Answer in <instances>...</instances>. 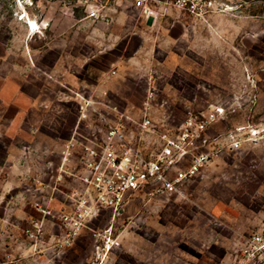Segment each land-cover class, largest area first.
<instances>
[{"label":"rangeland","instance_id":"374dc122","mask_svg":"<svg viewBox=\"0 0 264 264\" xmlns=\"http://www.w3.org/2000/svg\"><path fill=\"white\" fill-rule=\"evenodd\" d=\"M229 2L231 11L201 20L175 8L148 19L119 0H0V91L19 82L48 106L39 130L57 142L76 125V93L139 116L154 88L153 119L165 129L182 126L190 110L225 108L206 131L210 161L178 194L140 192L115 219L104 211L94 223H113L119 244L109 253L98 255L86 232L22 264H228L264 216V0ZM3 106L0 95L5 164L15 110Z\"/></svg>","mask_w":264,"mask_h":264},{"label":"built area","instance_id":"2783aa9c","mask_svg":"<svg viewBox=\"0 0 264 264\" xmlns=\"http://www.w3.org/2000/svg\"><path fill=\"white\" fill-rule=\"evenodd\" d=\"M119 1L148 19L175 8L207 20L234 8L229 0ZM76 96L79 116L59 162L38 159L20 175L18 185L0 186V264H22L50 250L64 251L86 232L98 255L109 253L119 242L113 223L94 227L103 212L110 211L115 219L140 192L178 194L210 161L212 154L203 149L209 142L206 131L225 114V108L201 116L190 110L182 126L165 129L153 119L154 88L148 90L139 116L92 94ZM234 139L238 148L240 141L236 135ZM231 256L228 264H264V216L241 236Z\"/></svg>","mask_w":264,"mask_h":264},{"label":"crops","instance_id":"0c3cea01","mask_svg":"<svg viewBox=\"0 0 264 264\" xmlns=\"http://www.w3.org/2000/svg\"><path fill=\"white\" fill-rule=\"evenodd\" d=\"M76 88L81 90L86 86L81 85L80 88ZM0 95L3 107L15 110V115L11 116L12 122L9 127V131L13 132L7 133L8 137L13 138V142H7L4 146L5 164L0 162V186L11 188L20 183V175L32 169L36 160L45 162L50 159L49 157L56 155L59 161L64 141L57 142L52 135L39 130L40 123L48 121L46 116L48 106L42 105L39 99L23 89L22 84L17 82L11 87L6 86L1 89ZM24 124L31 127V134L28 136H24V133L20 131ZM26 138L32 141V145L27 151L22 149L21 143H18Z\"/></svg>","mask_w":264,"mask_h":264},{"label":"bare ground","instance_id":"6f19581e","mask_svg":"<svg viewBox=\"0 0 264 264\" xmlns=\"http://www.w3.org/2000/svg\"><path fill=\"white\" fill-rule=\"evenodd\" d=\"M29 27L32 30H36L38 28V23L33 20H30Z\"/></svg>","mask_w":264,"mask_h":264}]
</instances>
